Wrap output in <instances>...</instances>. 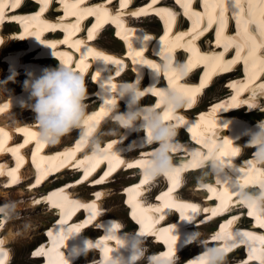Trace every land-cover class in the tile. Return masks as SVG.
I'll use <instances>...</instances> for the list:
<instances>
[{"label":"bare ground","instance_id":"bare-ground-1","mask_svg":"<svg viewBox=\"0 0 264 264\" xmlns=\"http://www.w3.org/2000/svg\"><path fill=\"white\" fill-rule=\"evenodd\" d=\"M13 0H0V81H7L5 86H0V140L3 144L9 145L11 144L10 151L18 157H22V160L18 162L17 168L14 170H9L8 173H16L17 170H21L23 164H26V168L24 171V176H21V171L16 174V178L19 180L20 185L15 186V184H12L11 182L8 185H5V189L2 187V182L6 181L7 175L5 173L7 170H5L8 167L6 159H4V156L0 157V205H3L8 202H12L10 200V190L18 189V187L22 186L25 187L24 190H22V193L20 196L24 198L28 194L33 196L32 198L36 201V199L40 200L36 204H32L36 208H39L40 210H44L45 207L48 206V203L46 202V198H44V195H37L39 194L37 191L32 190L33 187H36L38 184L42 183L45 179V175H42V177H39L35 186L28 187L30 179L34 176V172L32 171V167L29 164L30 160L34 161L37 166H42V169L46 171L47 174H52L58 171H63L65 175L60 179L63 180V178L68 177V181H76L75 179L80 173L81 168H89L92 167V165H98L102 163L100 161L102 158H115L117 154L114 152L119 149L117 146L113 147L109 150V153H106V155L102 157H95L93 158L91 152L88 154H85L82 156L83 153L86 152V150L83 151V148H79L76 145L74 148L72 146H66L64 145L63 148H61L60 152L54 151L58 148V145L62 144L63 142L65 144H69V142L72 140L70 139L72 135H76L78 133L77 131H72L69 135L65 136V138H62L61 141L56 145H49V144H42L39 142L37 133V126L35 123V113H29V109L19 108L20 103L19 101L21 99H27L28 94L24 91V94H20L24 90L23 84L24 81L27 79L24 71H19L18 75L16 76V79H22L18 80L16 82L8 81L7 78L11 75L10 71L6 70V65L3 64L2 59L5 55H8L7 52H14L17 50L20 46L26 45L22 43H26L25 39H28L29 44L24 47V50H21L17 53L10 54L11 57H9V60L11 62L15 61V64L11 66V70L22 67L26 72H30L33 70V72L36 74V72H42L44 68H50V65L52 64V68H54V65L57 67L58 61H64L67 62L70 66L73 67L75 71L78 73H81L84 77L89 76L94 73L93 71V64L99 63L101 61V58L104 56L100 53H97L93 48L95 46H98L100 48H104L107 51H112L114 53L113 55L119 57L118 59H124L128 57H134L136 60L135 67L133 70L128 69V60H112V61H106L104 68L105 71L103 72H96L94 73V77L91 78L90 81H84L88 97L85 101L86 103V114L91 113V121L89 123L95 124L96 129L101 124L100 130L96 132L97 136H99L100 141H111L112 139L116 140V143H119L121 140L120 137V131L118 133H105L106 126L110 122H113L112 116L114 115L113 112L109 111L108 108L103 104L104 103V91L102 84L111 82L118 84L122 81L125 82H133L132 77L135 75L138 77L137 74H140L141 83L140 87L142 88L143 85H145L144 80L147 77V72L151 69L142 66L143 61H153L159 63L158 56L156 55L155 58H151L150 51H155V53H158L161 48L162 44L167 49L168 52L171 53V50H174L175 57L174 60L176 62H181V60L186 59V55H192V53L198 48L200 49V54L193 53V60L205 63L209 62V64L212 66V68H218L219 70L217 73H212L210 76L203 78L201 83L198 86L190 87L192 90L191 97V106L184 107L185 114L183 116H179V111L176 113L169 114V120L171 118L175 119V123L178 127V132L180 136L181 141H185L183 138L184 131H181L180 127L187 126L191 124L196 118H199L202 120V123L204 125L206 124H212V127H218V126H224V127H230L231 126V120H226L224 118H219L220 113H223L224 111L236 107L239 104L243 103V107L246 108L248 105H252L255 108H258L261 103H259V99L264 98V36H261L256 23L251 22V17L249 15V5L248 0H240V6L237 7L234 0H195L194 1V8L188 9V3L187 0H178V5L176 4V0H166L165 5L168 4L171 6V10L167 8H158V7H152L148 4V2L157 1V0H135V5H141L134 9V10H128L125 11L127 0H119V6L117 8L118 16H127V25L124 29L121 31L123 33H126L125 39H122L121 41L115 39L111 40L107 38V35L111 32H113L114 27L112 23H105L107 20H101L97 17V15H102L103 13H97L96 15V1L97 0H39L42 4V8L36 12L34 10V6H27L26 9V16L25 15H13V11L17 10V5L22 1H18V3H13ZM67 1L69 2H75L74 7L79 8L78 11L80 14H82L83 21L85 19H90L92 16L95 18V24L92 28H88L87 25L81 28V25L79 28L75 27L74 30H72L71 33H67L71 25H74L75 22L71 21L72 18L76 19V23L79 22L78 15L76 16V13L70 12L65 7L67 5ZM102 1V0H100ZM202 2V4H201ZM104 9H111V6L109 3H104ZM14 4V5H13ZM7 5L9 6V9L12 7V10L9 12V9L6 11ZM65 5V6H64ZM201 5H203V9H201ZM264 0H256V8H255V19L258 21H264ZM203 10L201 12V10ZM5 12V17L2 12ZM25 11V10H23ZM52 11V12H50ZM109 11V10H108ZM67 12V16L63 18V14ZM171 12V28L172 24L176 22L175 24V31L171 34H167L164 38H159L158 40H155V37L161 34V27L158 25L159 22L156 18H152L150 23L149 21L145 22V19L143 17H146L145 15H160L163 19L167 20V14ZM135 13V14H134ZM187 15L191 20L195 18L194 14H202V17H205V15L210 16V20L213 23V26H216V30L214 31L212 26H209L208 28L204 27L206 19L204 18L202 21V27L201 29L196 32V34H193L192 30L187 31V20L183 18L182 15ZM239 14V15H238ZM66 15V13H65ZM106 15V14H105ZM76 16V17H75ZM107 16V15H106ZM6 17H12L8 22H16V24L7 27L5 24ZM136 18V19H135ZM243 21V23H240L239 19ZM92 19V18H91ZM96 19H98L96 21ZM82 21V22H83ZM139 22V23H136ZM157 21V22H156ZM168 21V20H167ZM235 21L237 24V30H239L238 34H234L235 29ZM82 24V23H81ZM142 24L143 27L138 28L137 25ZM167 24V23H166ZM195 24V23H194ZM224 25H229V29L224 32ZM21 28L22 31L18 32L17 29ZM190 28V27H189ZM64 30L66 31V35L64 38H59V36H53L52 31L58 32V30ZM87 29V32L91 35L94 34L96 36L95 43L93 40H90L89 37H83L78 36L82 30ZM197 29V27H195ZM194 29V30H195ZM6 30H10V33L13 34L10 37V39H6V43L3 48V44L1 41V32H6ZM190 30V29H189ZM17 31V32H15ZM117 32V31H116ZM96 33V34H95ZM122 33V34H123ZM58 35V33H57ZM106 38H103V37ZM144 37H148L147 40L144 39ZM198 42L196 44H192L194 42V38H199ZM214 37L222 44L223 52H217V50L214 48ZM142 38L144 41H147L146 44L142 43ZM189 38V39H188ZM243 38L244 40L242 41ZM263 38V42L262 39ZM17 39H23V42H19ZM65 39V40H64ZM120 39V38H118ZM247 39L254 40L253 44L250 42H245ZM123 43L124 48H121V44ZM126 44V48L125 47ZM130 44V46H129ZM204 44V46H203ZM237 45V46H236ZM171 46V47H170ZM54 48H56L54 51ZM112 48V49H111ZM205 48L208 49L205 50ZM240 48H243L242 51H244L243 54L240 52ZM212 49V50H211ZM254 49V51H253ZM89 50H91L92 54H89ZM220 48H218V51ZM34 51H36L35 56L32 54ZM237 51H239V56H237ZM81 52L82 55L79 59L78 53ZM140 53V55H136V53ZM228 52V53H227ZM55 54V56L53 55ZM107 53V52H105ZM226 53V54H225ZM251 53V54H250ZM40 54L44 55L43 60L41 61ZM99 54V55H97ZM22 57L24 60V64L22 62ZM114 57V56H112ZM206 57V58H205ZM116 58V57H115ZM17 59V60H16ZM8 61V59H6ZM243 61L244 64V71L246 72L247 76H249L248 81L246 79H240L234 82L232 85V88L235 90L234 95H230L231 88H228V90H225L223 92H219L215 97L213 96L212 102L215 103L214 106H205L204 98L202 95H206L207 91H205L206 88H208L211 85V79L217 76L220 72H228V71H241V68H238L237 64L239 62ZM119 62V63H116ZM27 63V64H26ZM44 64L43 66L41 64ZM111 64V65H110ZM190 71L188 75L184 78L189 79V81L193 82L195 80V75L200 71V67H194L189 64ZM87 69V70H86ZM114 69H116V72H113ZM195 69V70H194ZM37 75V74H36ZM262 75V76H261ZM24 78V80H23ZM160 78V77H159ZM158 78V79H159ZM227 78V77H225ZM221 78V79H225ZM221 79H218L215 81L214 86L217 85L219 82H221ZM207 80V82H206ZM261 80V81H260ZM179 79H173V83L176 86L180 87V84L178 83ZM244 81H246L242 88L240 87V84H242ZM154 82V84H156ZM153 84V85H154ZM158 87H164L163 84H157ZM213 86V87H214ZM235 86V87H234ZM210 90V89H209ZM245 92H248L245 96L240 97ZM151 90H147L145 94L144 101L149 102L150 106H155L156 104V98L152 99L150 98ZM218 96V97H217ZM114 102L118 100V97H115V93H113ZM209 99V98H208ZM101 101V106H99V102ZM94 104V105H93ZM126 105L125 100H121L119 102V108ZM101 109H103V112H101ZM120 110V109H119ZM122 111V110H120ZM11 118V119H10ZM10 119V120H9ZM13 122V123H10ZM4 126H8L10 128V132L4 135ZM25 126V127H23ZM19 129L21 132V136H23L24 140L19 139V135L13 134L12 130ZM115 129V128H114ZM221 130L219 129L216 132V138H212V140L215 141V144L221 147L222 153L226 152H232L230 148L235 149V145H230L226 141H223V135L220 134ZM34 134V135H33ZM144 133L136 132L131 141L137 140L139 137H143ZM75 137V136H73ZM119 137V138H118ZM102 138V139H101ZM234 136L228 138L227 140L230 141L233 139ZM194 140V139H193ZM36 142V146L34 148V144L31 147H28V145L32 144L33 142ZM203 142V140H201ZM247 140L243 142V147H245ZM122 143V142H121ZM62 146V145H61ZM59 146V147H61ZM185 149L188 150L190 153L193 149H196L194 147H188L185 146ZM1 151V149H0ZM252 150L249 147L244 148V155L245 156H253ZM8 152V151H7ZM32 152H34L32 154ZM176 153L182 152L181 145H178ZM140 152L135 151L133 153V156H138ZM182 155L177 156L176 158L173 157V161L175 162L179 158H181ZM75 160L76 164L71 162ZM52 161L51 168L48 170L46 163ZM113 163V162H112ZM240 167H243L245 165V160H239L238 161ZM67 168L69 171L66 169ZM97 169H91L89 174H87V178L91 176V174H95ZM112 171H115V168H112ZM257 172L254 171V176H250L253 180L254 179H262L264 177L257 176ZM123 176H132L131 179H126L128 183H133L135 178H138L136 175H119L117 178ZM134 176V177H133ZM257 176V178H256ZM190 176L186 175L185 179L183 181V192L186 194L188 192L189 188H191L192 184H194V188L190 189L192 194H189L188 196L184 197H190L195 199H201L204 203V206L208 204L206 201V193L204 190L199 188V184L206 181H212L213 177L209 175L207 178L200 179L199 181H194L191 183L187 178ZM86 178V179H87ZM210 178V179H209ZM21 179V180H20ZM85 179V180H86ZM209 179V180H208ZM23 180V182H21ZM58 180V181H60ZM136 180V179H135ZM144 180V179H143ZM162 177L152 179V183L156 185H159L160 188L163 184ZM117 182V181H116ZM114 181H110L108 187H105V191L101 192L103 198V203L101 204L103 207L106 208V205L109 201L117 197V192L112 190L111 186H113ZM7 183V182H5ZM89 179H87L84 186L80 187L76 185L74 190L80 188H89ZM56 183H50L48 187H52ZM142 186L147 187V185L144 183L141 184ZM140 185V186H141ZM15 186V187H14ZM13 187V189H11ZM111 188V189H110ZM115 188V187H114ZM135 188V187H134ZM133 188V190H135ZM162 188V187H161ZM31 191H30V190ZM108 189V190H107ZM45 190V187L39 189L38 191ZM107 190V191H106ZM226 190H229L226 192L228 197H231V190L229 188H226ZM72 191V190H69ZM120 192V191H119ZM69 193L63 189L58 187L56 191L53 192L50 197L56 205L63 206L67 203V206L69 204L68 199L65 197H68ZM36 195L38 197H36ZM76 196H81L87 199L89 197V193L87 194H81L79 193V190L75 194ZM40 196V197H39ZM35 197V198H34ZM124 196H120L118 199L123 198ZM155 197V196H152ZM163 198L167 199L168 204L173 205L174 208H184V203H178L174 201V197L171 196V194L166 193ZM66 200V202H65ZM139 205L137 206L136 210L134 211V215L139 216V218L145 220L148 216L157 219L158 217L154 214V212L159 209V211H170L171 207H165V206H159L155 205V208L148 210L145 206V204L142 203V201H139ZM95 205V208L97 209V203L93 204ZM240 205V203H238ZM20 206V205H19ZM18 206V208H19ZM110 207V206H109ZM21 208H19L20 211ZM239 208L238 210H240ZM22 210V209H21ZM49 210V209H48ZM24 211V210H23ZM31 211V210H30ZM50 211V210H49ZM116 212V211H115ZM114 211L109 212L108 209H106V213L115 216L116 218L120 219L122 222L124 221L121 217L117 216V212ZM172 214V211H170ZM47 218H50L48 223L44 222V226L47 227L51 222L54 221V219L57 216V212L54 210H51L48 215H46ZM55 216V217H54ZM15 217V216H14ZM13 217V218H14ZM11 219H4L3 225H0V249L6 251L8 247H10V254L13 255L12 258H15V246L18 243L15 242V239L18 234H16L12 228V220ZM246 222H242V226L248 225L247 223H251V220L248 218H243ZM22 221V220H21ZM6 223V225H5ZM22 223V222H21ZM25 223V222H23ZM156 222L154 220L151 221V225L155 227L156 229V235L159 237L160 240L166 241L169 237H171V231L174 229H178L175 226L162 229L161 227L170 225L171 222L164 223L162 225L156 226ZM14 225V224H13ZM25 225V224H24ZM28 225V224H27ZM54 225V224H53ZM144 225V224H143ZM213 225V224H212ZM219 224L215 223L213 226H207L204 228L203 233H211L214 231ZM32 226V225H31ZM145 227L147 224L145 223ZM42 227V226H41ZM43 227L41 230L45 229ZM29 229V230H28ZM25 229L24 232H28L30 234L31 228ZM110 229V228H107ZM20 230V229H19ZM24 234V233H23ZM184 235L187 234L186 230L183 233ZM226 234H233L234 232H227ZM23 236V235H21ZM183 236V235H182ZM43 237V236H42ZM20 238V236H19ZM23 238V237H22ZM21 239V238H20ZM24 239V238H23ZM40 239V238H39ZM27 243V242H26ZM30 243V242H29ZM70 244H82L79 239L75 241H70ZM20 245V243H18ZM32 244H37V242H34ZM30 246H32L30 244ZM29 246V247H30ZM109 247H114L110 246ZM202 250V249H201ZM9 250H7L8 252ZM14 251V252H13ZM18 251V250H17ZM157 251V252H155ZM165 250L158 251L157 247H151L149 250H145V256L155 253H159ZM38 252L44 253L46 256H50L51 250L48 249V246H42ZM21 253V252H20ZM30 253V252H29ZM233 253V252H232ZM98 252H91L84 260H81L83 264H86L87 262H90V264H95L97 259ZM29 256V255H28ZM27 256V257H28ZM181 256V255H179ZM231 257V256H230ZM240 257V256H237ZM235 256V258H237ZM256 258V257H255ZM175 259V258H174ZM27 261L24 262H17L13 261V264H33L34 260L31 259V257H28L26 259ZM145 262V261H142Z\"/></svg>","mask_w":264,"mask_h":264},{"label":"clouds","instance_id":"clouds-1","mask_svg":"<svg viewBox=\"0 0 264 264\" xmlns=\"http://www.w3.org/2000/svg\"><path fill=\"white\" fill-rule=\"evenodd\" d=\"M236 3V0H234ZM145 40L148 37H144ZM55 56V54L53 53ZM159 63L149 61L142 66L150 68L158 78L163 76L166 80L165 87L156 84L146 89L140 87L141 76L134 82L122 81L118 84L107 82L102 84L104 105L113 112L112 120L117 126L111 130L113 133L120 131L122 139L127 138L131 132H144V149L140 152L144 158L139 161L140 172L144 181L164 177L169 180L179 179L180 173L185 168L205 170L200 179L213 176L217 184L226 186L231 190L240 204L249 209V214H264V178L249 183L247 177L253 171L260 173L264 167V120L258 121L255 128L248 129L249 137L245 147L254 149L252 158L245 166L237 167L235 163L226 158L215 141L209 138L203 143L204 150L200 148L191 151L188 163L177 164L173 161V153L178 148L177 136L179 135L177 124L165 118L166 115L176 113L181 108L191 103V98L184 89L176 86L173 79L184 78L190 71L187 63L176 62L174 57L163 46L156 53ZM155 67H152V65ZM18 73L13 72L8 81L15 82ZM24 81L23 88L28 94L27 99L19 101L20 107L29 109L35 113V125L37 135L42 144L56 145L61 139L72 131L78 132L77 146L90 149L93 158L102 157L106 153L101 148L100 138L96 134V125L89 123L90 117L86 114V99L88 97L84 76L78 73L67 62L59 61L56 68H44L39 76L29 72ZM7 81H0V86H5ZM146 90H151L156 97L155 106L144 105ZM113 93L118 100L114 102ZM126 101L127 110H119V102ZM249 110H253L248 105ZM264 111V109H261ZM155 145V147H153ZM133 149L136 142H133ZM251 189V190H250ZM0 220L11 219L16 214L14 202L0 205ZM182 221L195 223L189 218L180 217ZM111 228L105 230L103 240L97 238H85L82 244L70 246L69 242L77 240L82 235L68 226H59L56 232L55 243L63 246L67 260L57 253L52 258V264H71L80 256H87L91 251H99L100 259L95 264H173L169 248L178 246L181 236L178 229L172 237L167 250L145 256V241L147 232L142 223L138 222L135 232H124L116 229V222L112 221ZM25 229L29 225H24ZM114 247H109V244ZM185 245L196 244L202 251L194 258L186 261V264H228V255L240 245L237 236L233 234H220L212 239H202L199 231L189 233L184 241ZM253 255L264 264V251L252 248ZM9 254L0 249V264H8Z\"/></svg>","mask_w":264,"mask_h":264},{"label":"rangeland","instance_id":"rangeland-1","mask_svg":"<svg viewBox=\"0 0 264 264\" xmlns=\"http://www.w3.org/2000/svg\"><path fill=\"white\" fill-rule=\"evenodd\" d=\"M66 7V6H65ZM157 19V18H156ZM158 21V20H157ZM156 21V22H157ZM148 22V21H147ZM150 23H152V21H149ZM159 25V24H158ZM124 29V28H123ZM238 29V28H237ZM116 31L117 30H114L112 33L110 32L108 35H107V38H109V39H111V40H115V39H117V40H119V41H121L122 39H125V37H126V33H123L124 31H125V29L123 30V32H121V33H123L122 35H121V38L122 39H118L119 37L116 35ZM10 32V30H6V32L5 33H9ZM103 38H106L105 36L103 37ZM8 39H10V38H8ZM129 46H130V44H129ZM121 48H124V46H123V43L121 44ZM127 48V47H126ZM112 49V48H111ZM128 49V48H127ZM62 62H64V61H62ZM57 64L59 65V61L57 62ZM52 66V64L50 65V68H52L51 67ZM58 67V66H57ZM237 75H240V74H237ZM241 77H243V76H241ZM241 78H239V79H236L235 81H233L232 83H231V86H233L232 84L234 83V82H236L237 80H240ZM248 79H249V76H247V78H246V80L248 81ZM19 81L20 80H22V79H18ZM17 79H16V82L18 81ZM23 80H24V78H23ZM246 81H244L242 84H240V87L242 88V85L245 83ZM235 87V86H234ZM228 88H230V85L228 84V78H225V79H221V82H219L217 85H215L206 95H205V98H204V102H205V106H207L208 107V105L210 106H214V104L215 103H211L212 102V98H213V96L215 97L220 91L221 92H223V91H225V90H228ZM218 97V96H217ZM209 98V99H208ZM211 101V102H210ZM257 118V117H259V115H252L251 116V118L253 119V118ZM11 119V118H10ZM9 119V120H10ZM10 123H13V122H10ZM116 125H115V123L114 122H110L109 124H107V126H106V132L105 133H108V134H110V133H112V131L111 130H113L114 128L116 129ZM118 131L119 130H117V131H115L114 132V134L115 133H118ZM73 137V136H72ZM72 137L70 138V139H72ZM102 139V138H101ZM65 143L63 142L62 144H60V145H58V148H59V146H61V145H64ZM89 174V173H88ZM123 175H126V174H123ZM202 176V173H198V174H195V175H192V176H190L189 178H187L191 183H193L194 181H199V178ZM131 177L132 176H123V177H119L120 179L118 180V178L117 179H115L114 180V182H116V183H114L113 184V186H111V188H113L112 190H114V191H116L118 194H117V197L116 198H114V199H112L111 201H109L108 203H107V205H106V209H108L109 210V212H112V211H116L117 212V216H119V217H121L124 221H125V217H126V208H125V206H124V203H123V198H120V199H118L120 196H124V194H123V187L125 186V185H127L128 184V181H126V179H131ZM134 177V176H133ZM136 179V178H135ZM133 180V181H136V180ZM210 179V178H209ZM208 179V180H209ZM211 180V179H210ZM209 180V181H210ZM62 182H64V181H68V177H66V178H63V180H61ZM52 186H55V184L54 185H52ZM196 186V185H195ZM194 184H192V186H191V188H189V190L190 189H193L194 187ZM199 186V188H203L202 187V185H198ZM3 187V186H2ZM26 187V186H25ZM25 187H22V186H20V187H18V189H16V191L15 190H10L9 191V193H10V200L12 201V202H14L15 203V205H16V211H17V214L15 215V217L13 218V220H12V223H11V225H12V228H13V230H14V232L16 233V234H18L19 236H20V238H19V236H17L16 237V239H15V242L17 241L18 243H20V245L17 243L16 244V246H15V253H14V255H15V258H14V261H17V262H24V261H27L26 259H28V255L30 254L29 252L31 251V249H33L41 240H42V236H43V234H42V228L43 227H45L44 226V224L47 222L48 223V221L50 220V218H47V216L46 215H48L49 213H50V211L48 210V206L47 207H45V209L44 210H40L39 208H36L35 206H33L34 204H36L37 202H39L40 200L38 199H36V201L32 198L33 196H31L30 194H28L27 196H25L24 198H22L21 196H20V194L22 193V190H24L25 189ZM115 187V188H114ZM162 188L164 187V185H162L161 186ZM161 187H160V189H161ZM110 188V189H111ZM208 188H210V187H208ZM1 189H3V188H1ZM0 189V190H1ZM5 189V188H4ZM46 190V189H45ZM45 190H41V191H37L39 194H37V195H43V193H44V191ZM108 190V189H107ZM106 190V191H107ZM188 190V192H186V194H184V192H183V194H184V196H188L189 194H192L191 193V191H189ZM120 191V192H119ZM79 193H81V194H87L88 195V193H89V190H88V188H84V189H80L79 190ZM36 195V197H38ZM40 197V196H39ZM35 198V197H34ZM33 204V205H32ZM20 205V206H19ZM18 206H19V208H21L20 209V211H19V208H18ZM110 206V207H109ZM24 210V211H23ZM31 210V211H30ZM115 212V213H116ZM137 216H138V214H137ZM55 217V216H54ZM49 219V220H48ZM22 220V221H21ZM22 222V223H21ZM23 222H25V223H23ZM45 222V223H44ZM52 223V222H51ZM50 223V224H51ZM14 224V225H13ZM24 224H28L29 225V227L28 228H31L32 230H30L31 232H30V234L28 233V232H24V230H25V227H24ZM32 225V226H31ZM42 226V227H41ZM211 226H213L214 227V224L213 225H211ZM27 228V229H28ZM20 229V230H19ZM29 230V229H28ZM24 233V234H23ZM21 235H23V236H21ZM24 239H23V238ZM40 238V239H39ZM27 242V243H26ZM30 242V243H29ZM34 242H37V244H32V243H34ZM30 244L32 245V246H30ZM30 246V247H29ZM18 250V251H17ZM14 252V251H13ZM21 252V253H20ZM28 256V257H27ZM187 255H184V256H182V257H186ZM20 264V263H19Z\"/></svg>","mask_w":264,"mask_h":264},{"label":"snow or ice","instance_id":"snow-or-ice-1","mask_svg":"<svg viewBox=\"0 0 264 264\" xmlns=\"http://www.w3.org/2000/svg\"><path fill=\"white\" fill-rule=\"evenodd\" d=\"M190 2H191V0H187V3H188V5L190 6ZM248 5H249V15H250V17L252 18L251 19V22L252 23H256L257 24V28H258V31H259V33H260V35L261 36H264V21H258V20H256L254 17H255V8H256V0H248ZM236 6L237 7H239L240 6V0H236ZM262 7H264V6H262ZM135 14V13H134ZM239 15V14H238ZM211 23V22H210ZM253 51H254V49H253ZM89 54L91 55L92 54V52H91V50H89ZM251 54V53H250ZM97 55H99V54H97ZM136 55H140V53L138 52V53H136ZM237 56H239V51H237ZM103 59L104 60H106V61H108V60H110L111 58L110 57H103ZM116 63H119V62H116ZM143 63H150L149 61H147V60H144L143 61ZM152 67H155V65L153 64L152 65ZM262 87H264V86H262ZM191 98V97H190ZM192 102V101H191ZM188 106H191V103L188 105ZM101 112H103V109H101ZM165 118H169V116L168 115H166V117ZM90 119H92L91 117H90ZM34 135V134H33ZM111 147V145H109V148ZM236 151L237 150H233L232 151V155H235L236 154ZM223 155H227V153H222ZM132 165H129V167H131ZM9 175L10 176H12V180H11V183L12 184H15L16 183V181H17V178H16V176L13 174V173H9ZM86 175H87V173H86ZM39 181H37V183H38ZM145 183L147 182L146 180L144 181ZM172 182H173V184L175 185L177 182H178V179H174V180H172ZM165 207H172L173 205H170V204H168V203H165V205H164ZM91 210L93 211V212H95V205H92L91 206ZM192 210L193 211H197V209L193 206L192 207ZM157 211H159V209H157ZM190 219V218H189ZM77 231H78V229H77ZM49 235H51V233H49ZM174 238L173 237H171V241L173 240ZM262 239H264V238H262ZM166 242H168V241H166ZM0 243H2V242H0ZM169 244H171V242H168ZM169 254L171 255L172 254V248H171V246H170V248H169ZM35 255H40V253L39 252H37V253H35Z\"/></svg>","mask_w":264,"mask_h":264},{"label":"trees","instance_id":"trees-1","mask_svg":"<svg viewBox=\"0 0 264 264\" xmlns=\"http://www.w3.org/2000/svg\"><path fill=\"white\" fill-rule=\"evenodd\" d=\"M251 116H252V115H251ZM198 173H201V172H196V173H194V175H195V174H198ZM206 227H207V226H206ZM206 227H205V228H206Z\"/></svg>","mask_w":264,"mask_h":264}]
</instances>
